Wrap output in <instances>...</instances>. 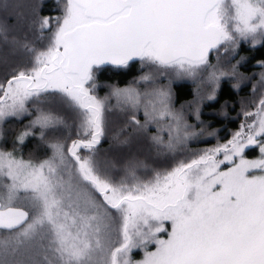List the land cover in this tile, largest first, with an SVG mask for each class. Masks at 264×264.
Here are the masks:
<instances>
[{
    "label": "snow or ice",
    "instance_id": "1",
    "mask_svg": "<svg viewBox=\"0 0 264 264\" xmlns=\"http://www.w3.org/2000/svg\"><path fill=\"white\" fill-rule=\"evenodd\" d=\"M29 27L46 43L9 39L0 24L3 43L27 57L0 79V124L35 105L16 143L38 129L52 154L34 161L15 145L0 147V264H264V97L226 143L150 173L130 159L117 176L98 149L111 98L135 132L155 125L150 138L169 153L203 133L173 108L170 82L97 94L104 65L134 60L149 69L135 84L207 70L215 87L221 76L243 78L236 65L225 72L209 57L241 41L264 42V0H63L60 15L37 14ZM49 100L71 110L72 125L43 106ZM64 129L74 131L70 144L55 136ZM250 148L258 159L246 157ZM134 250L143 258L133 259Z\"/></svg>",
    "mask_w": 264,
    "mask_h": 264
},
{
    "label": "trees",
    "instance_id": "2",
    "mask_svg": "<svg viewBox=\"0 0 264 264\" xmlns=\"http://www.w3.org/2000/svg\"><path fill=\"white\" fill-rule=\"evenodd\" d=\"M14 0L2 3L10 5L7 10H0V24L7 26L9 39L16 37L18 40L34 42L37 47L42 43L39 32L30 29L29 24L33 16L39 15L54 17L61 14L63 0ZM9 10L10 13H7ZM6 19V20H3ZM243 58V59H241ZM27 57L20 50L13 51L12 46L4 44L0 39V79L13 66L25 62ZM209 61L212 65H218L223 71L231 72L232 66L236 65L238 73L243 78L238 79L230 75L221 76L219 86L208 83V71H202L195 78L189 76H176L174 73L166 74L157 78L156 85H148L144 82L135 84L139 77L147 72V67L141 66L139 60L129 62L127 67H115L104 65L97 73V94L101 97L110 92L111 86L120 88L134 85L140 91H145L154 86L171 84L172 106L177 111H182L187 124L192 126V131L203 133L186 142L178 148L177 152L169 153L160 146L154 145L151 136L156 134V126L149 127L148 133L135 132L132 127L126 125L127 114L116 107L115 98L109 100L112 106L108 114L106 135L98 145L100 158L110 161L114 165V173L123 175V169L130 159H134L141 165V172L152 169H171L180 160L191 159L193 153L211 149L218 144L226 143L232 135L240 130L242 123L251 122L252 118H245V111L255 112L258 101L264 97V42L253 45L251 42L241 41L233 52L224 48L219 53L210 54ZM239 61V63H237ZM215 92L213 93V88ZM214 94V99H208ZM51 108L54 112L62 115L69 125L73 124L74 115L71 110L61 106L55 101H46L43 105ZM31 115L22 117H10L0 124L1 136L0 147L12 150L14 145L16 154L24 159L34 161L46 159L50 151L46 144L39 139V130H34L35 135L26 138L24 144L16 143L17 136L26 130L35 115V105L30 104ZM197 109L199 118H197ZM143 122V111L137 114ZM123 129V132L121 131ZM37 134V135H36ZM57 137L66 139L70 144L75 138L74 131L69 137V129L57 132ZM167 141V133H162ZM117 139L120 141L116 142ZM125 138L128 143H122ZM256 148L246 151L247 157H256ZM51 156V155H49ZM222 155L218 159H222ZM231 165H221V169ZM151 247V246H150ZM140 250H134L133 259L139 257Z\"/></svg>",
    "mask_w": 264,
    "mask_h": 264
},
{
    "label": "rangeland",
    "instance_id": "3",
    "mask_svg": "<svg viewBox=\"0 0 264 264\" xmlns=\"http://www.w3.org/2000/svg\"><path fill=\"white\" fill-rule=\"evenodd\" d=\"M2 3H6L7 1H9V0H0ZM11 1V4H12V2H13V0H10ZM14 2L15 3H13V5H16V2H17V0H14ZM9 8V7H8ZM10 11L11 10H9L7 13H10ZM3 20H6V19H3ZM38 130V129H37ZM37 135V134H36ZM0 136H1V128H0ZM56 137H57V134L55 135ZM50 138H51V134H50ZM62 139V138H61ZM64 140H66V139H64ZM118 141H120L119 139H117V136H116V142H118ZM44 148H46V150L47 151H50L49 152V154L48 155H45V156H48L49 157V155H51L52 153H51V150L46 146V147H44ZM256 153H257V155H256V157L254 156V157H247L248 159H258L259 158V156H260V153H259V149L258 148H256ZM20 156V155H19ZM222 170H226V168H222ZM168 228H169V231H170V225H168ZM163 238H167L166 237V233H162V234H160ZM149 250H154V246H151L150 248H149ZM143 258V252L142 251H139V257L136 259V260H140V259H142Z\"/></svg>",
    "mask_w": 264,
    "mask_h": 264
},
{
    "label": "water",
    "instance_id": "4",
    "mask_svg": "<svg viewBox=\"0 0 264 264\" xmlns=\"http://www.w3.org/2000/svg\"><path fill=\"white\" fill-rule=\"evenodd\" d=\"M135 61V60H134ZM130 62H132V61H130ZM110 65V64H109Z\"/></svg>",
    "mask_w": 264,
    "mask_h": 264
}]
</instances>
